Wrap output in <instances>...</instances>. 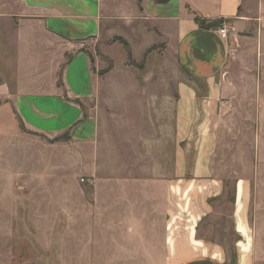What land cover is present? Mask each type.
<instances>
[{"label":"rangeland","instance_id":"obj_1","mask_svg":"<svg viewBox=\"0 0 264 264\" xmlns=\"http://www.w3.org/2000/svg\"><path fill=\"white\" fill-rule=\"evenodd\" d=\"M241 14L250 23L227 36L233 50L224 65L228 88L211 160L221 191L207 197L208 211L197 221L195 237L234 255L238 241L247 242L236 227L240 216L250 238L248 263L264 264V0H243ZM114 25L105 24L99 36L80 46L100 83L93 101L100 113L98 160L91 147L81 150L67 135H0V264H165L163 196L156 183L143 182L162 177L160 151L139 149L130 137L127 110L120 114L116 91L143 101L167 91L170 127L176 85L187 76L174 49L145 22ZM199 88L205 89L202 83ZM123 101L127 105L128 97ZM139 114L133 106L132 117ZM195 154L185 151L189 169ZM173 156L169 133L168 175ZM239 180L245 190L238 213ZM145 191L151 198L140 199ZM193 209L192 204L182 213L176 236L187 237L186 218L199 213ZM134 224L142 229H132Z\"/></svg>","mask_w":264,"mask_h":264},{"label":"crops","instance_id":"obj_2","mask_svg":"<svg viewBox=\"0 0 264 264\" xmlns=\"http://www.w3.org/2000/svg\"><path fill=\"white\" fill-rule=\"evenodd\" d=\"M242 4L243 0H0V135L27 132L46 139L67 135L81 150L91 147L93 158L98 160L100 113L97 101H93L100 83L93 77L88 52L80 46L99 36L105 24L133 19L145 22L150 33L174 49L176 61L187 76L177 82L170 127L166 90L150 94L144 101L131 100L124 91H116L121 100L120 114L127 110L130 137L134 136L139 149L154 146L160 151L162 177L145 178L143 182L156 183L163 196L165 264H249L245 252L250 238L240 216L236 227L247 242L239 240L234 255L195 237L197 221L208 211L207 197L221 191L219 181L212 177L211 160L228 88L222 75L233 43L221 38L218 28L224 24L228 34L247 28L250 22L241 14ZM112 28L113 32L117 29ZM116 35L120 37V33ZM126 96L127 105L123 101ZM133 106L140 113L134 117ZM121 115L119 120L124 119ZM169 133L174 151L170 175ZM187 150L196 152L190 169ZM187 173L190 179H186ZM244 190L245 182L237 181L238 213ZM148 198L151 194L146 191L140 197ZM192 204L199 213L186 218L187 237L177 234L181 235L177 238V222ZM143 225L146 229V223ZM140 228V224L132 226L134 230Z\"/></svg>","mask_w":264,"mask_h":264},{"label":"built area","instance_id":"obj_3","mask_svg":"<svg viewBox=\"0 0 264 264\" xmlns=\"http://www.w3.org/2000/svg\"><path fill=\"white\" fill-rule=\"evenodd\" d=\"M218 32L221 38L227 39L228 36V28L224 24L218 28Z\"/></svg>","mask_w":264,"mask_h":264},{"label":"trees","instance_id":"obj_4","mask_svg":"<svg viewBox=\"0 0 264 264\" xmlns=\"http://www.w3.org/2000/svg\"><path fill=\"white\" fill-rule=\"evenodd\" d=\"M195 20L201 25L204 24V21L202 19H199L197 16L195 17Z\"/></svg>","mask_w":264,"mask_h":264}]
</instances>
